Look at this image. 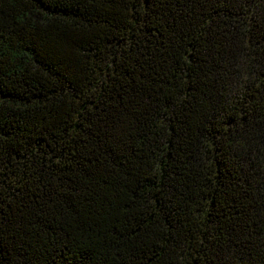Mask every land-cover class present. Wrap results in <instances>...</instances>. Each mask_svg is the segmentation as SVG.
<instances>
[{
	"label": "trees",
	"instance_id": "16d2710c",
	"mask_svg": "<svg viewBox=\"0 0 264 264\" xmlns=\"http://www.w3.org/2000/svg\"><path fill=\"white\" fill-rule=\"evenodd\" d=\"M0 264H264V0H0Z\"/></svg>",
	"mask_w": 264,
	"mask_h": 264
}]
</instances>
